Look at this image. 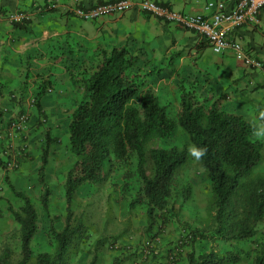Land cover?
<instances>
[{"label": "trees", "instance_id": "1", "mask_svg": "<svg viewBox=\"0 0 264 264\" xmlns=\"http://www.w3.org/2000/svg\"><path fill=\"white\" fill-rule=\"evenodd\" d=\"M79 60L68 69L73 109L61 132L67 135L68 152L73 158L64 184L65 221L55 226L50 219L52 191L46 172L48 149L53 143L59 144L60 138L51 136L54 126L43 111L40 99H34L30 105L36 109L39 128L44 129L45 145L38 180L41 186L39 206L49 222L47 229L41 226L40 212L30 196L18 190L8 177L0 183V191L8 186L20 199L15 207L10 195L4 196L7 198L5 210L18 225L20 254L16 264H72L73 256L80 253L79 246L87 242L82 224L73 223V202L82 189L86 195V188L98 187L114 177L117 182L120 180L116 186L122 193L133 192L128 206L132 209L144 207L151 229L158 217L164 220L167 215L175 178L187 164L191 147L203 149L202 155L194 156L205 170L216 226L211 235L198 230L186 234L184 240L192 242L189 251L179 254L180 245L184 244L182 240L166 255L165 262L161 259L159 263L237 264L242 259L237 245L253 239L259 233L258 224L264 225V179L254 177L242 185L240 182L264 159V144L254 139L255 126L242 115L224 110L223 96L214 98L208 92L207 96L197 95L196 91L181 87L175 101H164L156 89L146 83L137 57L126 47L100 51L90 59L82 57ZM174 103H177L175 112L171 106ZM21 114L28 115L26 129L11 134V125ZM30 120L28 111L8 120L10 143L5 147V155L9 159H0L5 172L18 170L20 158L28 156L29 145L20 136L30 126ZM177 131L183 136L181 144L170 143ZM18 139L22 144L26 142L27 147L21 144L18 149L15 145ZM11 155L17 156L14 169L8 167ZM240 187L246 188L241 195L237 193ZM181 194L185 201L192 196L187 186L182 187ZM1 200L3 195H0ZM44 232L47 234L46 249L37 252L34 242ZM153 238L134 259L130 257L133 253L121 254L122 258L116 257L112 264L127 261L142 264L148 258H158L159 239ZM11 253L12 250L6 248L0 264H11ZM98 263L95 255L89 264ZM253 264H264V253H256Z\"/></svg>", "mask_w": 264, "mask_h": 264}, {"label": "crops", "instance_id": "2", "mask_svg": "<svg viewBox=\"0 0 264 264\" xmlns=\"http://www.w3.org/2000/svg\"><path fill=\"white\" fill-rule=\"evenodd\" d=\"M109 1L112 0H0L1 160V153H6L5 147L10 143L7 136L9 118L23 111L31 114V124L20 136V139L29 145L28 156L20 158L19 170L16 171L5 172L0 165V183H4L6 177L12 181L17 177L25 176L26 172L37 166L38 159L41 157L40 147L44 142V135H42L44 129L39 128L37 112L35 107H31V101L40 99L43 111L48 115L52 127L54 126L52 131L55 128L59 131L61 127H65L61 121L62 105L73 101L68 69L78 63L82 57L90 59L100 51L126 47L132 56L137 57V64L140 61L144 64H152L149 62L151 58L162 53L171 55L174 48L182 45L193 46L195 55L191 52L188 57L192 56L194 59L198 58V55L201 58L204 48L209 46L203 38L186 31L177 23L164 21L151 13L141 11L138 7L141 0H133L135 6L127 12L104 16L94 21L81 19L74 12L76 8H90ZM153 1L188 14H207L205 5L211 0ZM223 1L229 5L235 2V0ZM14 12L27 14L28 20L24 24L11 23L8 20V14ZM258 19V24H246L234 29L229 35L231 39L239 42L246 41L247 46H243L244 51L251 57L264 62V9L259 12ZM188 33L191 35L188 36ZM139 54L146 55L147 60L141 59ZM173 56L177 57L172 62L176 68L168 77L163 75L162 69L143 68L147 74L153 75L152 82L149 83L158 93L160 88H163L165 92L173 90L172 92L177 94L179 86L174 83L175 81L179 79L186 82L192 81L194 72L188 69L184 54L178 52L172 54ZM224 56L234 57L238 66V69L233 70L234 65L227 63L224 68L228 72L243 73L247 69L234 52H226ZM213 67L211 64L205 71L200 69L207 78L204 79V83L200 79L196 86V94L207 96L208 91L202 92V90L212 87L215 83V96L217 94L219 97L224 96L221 101L222 108L242 115L253 124L256 128L254 133L256 140L263 144L264 114L255 112L252 115L248 114L249 118H247L245 115L249 110L244 103L248 101L246 98L250 90H264V81H258L251 89L241 88L239 85L236 92L231 93L228 87L240 80L242 76H238L235 80H230L228 77L227 81L221 82L217 73L212 71ZM183 69L184 73L181 72ZM155 71L159 73L158 76L154 75ZM180 74L184 76L180 77ZM48 89H52V92H48ZM161 97L164 101L170 98L165 94ZM259 99L261 100V97ZM57 112L59 115L56 114ZM52 119H56L58 123H54ZM22 141L19 139L15 141L18 149ZM261 164H264V161ZM252 177L264 179V168L260 174ZM0 195L5 196L4 189L0 191Z\"/></svg>", "mask_w": 264, "mask_h": 264}, {"label": "rangeland", "instance_id": "3", "mask_svg": "<svg viewBox=\"0 0 264 264\" xmlns=\"http://www.w3.org/2000/svg\"><path fill=\"white\" fill-rule=\"evenodd\" d=\"M190 33H188V36L191 35ZM240 42L243 46H247L246 41L241 40ZM192 47L191 44H188V46L182 45L181 47L174 48L171 55H165L164 53L156 55L149 60L152 64H144L140 61L139 65L142 68L143 74L146 75V83L152 82L153 75L147 74L146 71H143V68L162 69L163 75L168 77L169 75H172L173 69L176 68V65L172 64V62L177 57H172V54L178 52L184 54L185 63L188 64V69H191L194 72L192 81L186 82L179 79L174 82L179 86L177 89L178 95L181 87L182 89L185 88L186 91H196V86L199 84L200 79L202 83H204V79L207 78L200 69L205 71L211 64L214 66L211 68L212 71L217 73L221 82L227 81L228 77H230V80H235L238 76H242L240 80L237 82L235 81L230 87H228V90L231 93H235L236 88L239 85L241 88L251 89L258 81H264V75L260 70L247 68L243 73L241 71H237L236 73L234 71L231 73L228 72L224 68L227 63L234 65L233 70L238 69L235 58H228L225 57L224 54L214 53L209 46L204 48L201 58L200 55H198V58L196 59L192 56L190 58L188 57L189 53L192 52L195 55L196 52ZM139 56L141 59L147 60L145 57L146 55L139 54ZM190 61L191 63H189ZM181 72L184 73V69ZM158 74L157 71L154 72L155 76H158ZM179 76L183 77L184 74H180ZM196 78H198L197 82ZM214 85L215 83L212 84V87L210 86L209 88L202 90V92L208 91V95L215 96ZM172 91L165 92L163 88H160L158 95L162 96V94H165L170 97L168 100L175 101L176 92L173 93ZM259 97H261V100ZM215 98H219V94H217ZM246 100L248 101H245L244 106L248 108L249 111L246 112L244 109V113L246 112L245 116L247 118L255 112L264 114V90H250ZM171 106L173 108L172 111L175 112L177 109V103L171 104ZM72 109L73 105L71 102L62 105L61 121L65 126L68 124ZM56 114L59 115V112ZM53 122L58 123L56 119L53 120ZM62 130L63 128L58 132L55 128L52 131V134L58 136L61 142L59 141L60 145L53 143L51 144V147H49L48 166L46 168L47 180L52 191L50 197V219H53L55 226L63 223L66 218L67 212L64 184L67 173L73 165V158L68 152V138L66 134L61 133ZM60 134L61 136H59ZM181 139L183 140V136H181L180 131H177L176 136L173 137L170 143L181 144ZM254 139H256L255 135ZM43 141V145L40 147V154H42V148L45 145V140ZM165 144L167 143L165 142L164 145ZM192 149L194 148L191 147L187 164L180 169L175 178V187L172 191V197L169 200V209L165 219L163 220L162 217H158L151 229L148 227L149 222L144 207L137 206L132 209L128 206V202L130 201L133 192L122 193L119 186H116L117 183L120 182L119 179L117 182L116 177L112 180H106L103 184L98 185V187L86 188V195L82 189L76 200L73 202L72 219L74 224L81 223L82 227L86 230L84 231V235L87 236V242L79 246L78 249L80 250V253L73 256L72 264H89L95 255L98 256V264H112L116 257L120 256L122 258V255L127 256L131 253L134 255H131L130 257L134 259L133 257L137 255V252L141 250L142 247L144 248V245L148 240L154 239L153 237L159 239L157 244V250L159 251L157 255L158 258H148L142 264H160L159 261L162 259V263H164L167 258L166 255L174 250L173 247L179 245V243L184 240V236L191 231L198 230L206 235H211L216 224L210 186L206 179L205 170L195 159ZM1 158L4 160L9 159V157L3 153H1ZM38 162L37 166L26 172L25 176L17 177L12 181L18 190L32 198L33 204L40 212V224L43 226V229L46 230L49 222L46 217L43 216V211L39 206V193L41 186L38 180V171L41 165V157H39ZM261 163L253 167L249 176L243 177L240 180L241 185L248 179L254 178L252 176L261 173L264 168V164ZM184 186H187L192 193V196L188 201H185L181 194L182 187ZM116 188L119 190H115ZM245 189V187H240V189L237 190V193L241 195ZM4 193L10 195V200L14 202L15 207H17L20 203V199L14 196L8 186L4 189ZM6 200L7 198L3 196V200L0 201V257L6 248H10L12 250L9 259L10 263L16 264L20 254L18 225L13 222L11 215L5 210V207L7 206ZM257 228L259 233L253 239L237 245L241 250L242 255V259L238 261L237 264H253L256 253H264L263 223L258 224ZM46 235V232L40 233L34 242L35 250L37 252L46 249ZM210 241L212 243V240ZM191 243L192 242L184 240V244L180 245V250H178L179 254H186L190 249L189 245H191ZM197 244L199 245V243ZM212 245V248H215L214 244ZM124 264H131V262L127 261Z\"/></svg>", "mask_w": 264, "mask_h": 264}, {"label": "built area", "instance_id": "4", "mask_svg": "<svg viewBox=\"0 0 264 264\" xmlns=\"http://www.w3.org/2000/svg\"><path fill=\"white\" fill-rule=\"evenodd\" d=\"M134 6L133 0H112L90 8H76L74 12L81 19L94 21L104 16L127 12ZM138 7L141 11L151 13L164 21L177 23L195 33L208 43L214 53L234 52L246 68L260 70L264 75V62L251 57L244 51L242 43L231 39L229 35L234 29L246 24H258V14L264 9V0H235L233 5L223 0H211L205 5L207 14H188L153 0H141ZM8 20L14 24H23L28 20V15L14 12L8 14ZM27 120L28 115L21 114L11 125V134L16 130L26 129ZM22 145L23 148L27 147L26 142ZM16 157L11 155L12 160L8 165L10 169L17 166Z\"/></svg>", "mask_w": 264, "mask_h": 264}, {"label": "clouds", "instance_id": "5", "mask_svg": "<svg viewBox=\"0 0 264 264\" xmlns=\"http://www.w3.org/2000/svg\"><path fill=\"white\" fill-rule=\"evenodd\" d=\"M159 4V3H158ZM162 5V4H161ZM210 47V46H209ZM211 48V47H210ZM213 51V50H212ZM194 155H196L197 157H199L200 155L203 154V149L200 150H196V149H192Z\"/></svg>", "mask_w": 264, "mask_h": 264}]
</instances>
